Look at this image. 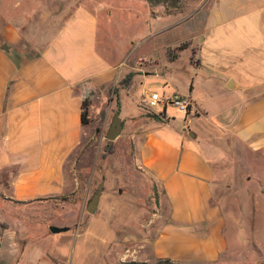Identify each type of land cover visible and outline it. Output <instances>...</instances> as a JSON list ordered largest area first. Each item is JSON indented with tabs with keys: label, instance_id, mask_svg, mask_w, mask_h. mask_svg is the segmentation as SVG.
I'll return each instance as SVG.
<instances>
[{
	"label": "crops",
	"instance_id": "1",
	"mask_svg": "<svg viewBox=\"0 0 264 264\" xmlns=\"http://www.w3.org/2000/svg\"><path fill=\"white\" fill-rule=\"evenodd\" d=\"M56 1L0 0V192L36 211L43 210L39 200L77 189L76 181L67 182L76 177L74 168L67 166L69 158L91 130L92 116L101 115L108 93L131 70L129 40L116 47L97 10L82 4L67 17L59 5H49ZM201 30V37L195 33L200 62L194 65L211 67L226 78V89L241 93L235 121L218 130L252 151L264 152V0H216ZM162 72L145 70V78L136 74L128 95L142 106L135 93L150 74ZM86 83L94 90L88 123L82 108ZM195 103L200 111L195 120L209 114L203 104ZM167 107L162 120L147 117L144 112H156L145 106L127 115L130 121L121 111L123 121L135 124L138 162L161 185L169 204V218L155 237L152 259L221 264L223 258L232 259L227 255L232 252L229 232L236 235L235 243L240 234L230 228L223 205L214 200L220 148L211 135L204 145L209 156L186 143L194 118L185 119L183 130L176 128L169 137L161 133L163 124L171 127ZM110 109L103 117L104 128L115 113ZM52 225L59 226L49 228ZM66 231L54 233L52 239L71 240ZM234 261L238 264L237 258Z\"/></svg>",
	"mask_w": 264,
	"mask_h": 264
},
{
	"label": "rangeland",
	"instance_id": "2",
	"mask_svg": "<svg viewBox=\"0 0 264 264\" xmlns=\"http://www.w3.org/2000/svg\"><path fill=\"white\" fill-rule=\"evenodd\" d=\"M57 1L49 5H59L67 17L82 4L97 10L116 47L129 40L131 55L127 62L135 75L141 73L145 78V70L162 69V73L150 74L135 93L142 106L144 87L161 95H172L178 90L208 110V118L203 115L195 120L198 116L187 118L185 113L168 106L171 127L163 124L159 131L169 137L176 128L183 130L185 119L194 118L185 134L186 143L207 155L204 145L213 136L221 156L215 165L214 200L223 205L230 228L236 227L240 234L239 243H235L236 235L229 232L232 252L227 255H232V259L223 258L219 263L235 264L237 258L238 264H264V152L252 151L218 130L235 121L241 93L226 89V78L211 67L194 65L200 62L195 33L201 37L205 16L216 0H171L158 4L151 0ZM171 50L177 56L173 60ZM121 90L119 94L113 90L108 93L105 108L99 110L101 115L92 116L91 130L69 158L67 166L74 168L76 177L67 182H77L75 191L39 200L36 203L43 210L38 211L0 192V264H173L152 259L155 237L169 218V204L161 185L138 162L133 139L135 124L125 122L130 121L127 115L142 106L128 95L127 89ZM122 99L124 128L111 141L113 152L103 156L108 142L103 117L106 108H111V112L120 108ZM95 105L101 108L98 101ZM151 109L161 113L165 108L157 105ZM144 114L152 118L149 112ZM3 174L0 172V181ZM103 178L100 204L91 214L86 207ZM50 224L67 227L71 240L58 243L52 239L55 234Z\"/></svg>",
	"mask_w": 264,
	"mask_h": 264
},
{
	"label": "trees",
	"instance_id": "3",
	"mask_svg": "<svg viewBox=\"0 0 264 264\" xmlns=\"http://www.w3.org/2000/svg\"><path fill=\"white\" fill-rule=\"evenodd\" d=\"M169 1H171V0H151V2L154 4L167 3ZM173 1H177V0H173ZM181 49H183V48H181ZM176 57H177L176 54L171 50L170 51V58L173 60ZM134 76H135V73L133 71L128 72L112 88L113 92L119 94L121 88L129 89L133 83ZM93 95H94V90L89 86L88 83H86L82 88V108H83V121H84V123L89 122L88 110H89V106L92 104ZM165 113H166L165 111L158 113V114L150 112L149 116H151L153 119H156V120H162L166 116ZM104 149H105V152L103 153V156H106L108 153L113 152L114 143L111 141H108L107 144L105 145ZM159 263H161V262H159Z\"/></svg>",
	"mask_w": 264,
	"mask_h": 264
},
{
	"label": "built area",
	"instance_id": "4",
	"mask_svg": "<svg viewBox=\"0 0 264 264\" xmlns=\"http://www.w3.org/2000/svg\"><path fill=\"white\" fill-rule=\"evenodd\" d=\"M143 99V104L148 109L157 105H161L163 107L173 106L179 111L185 113L187 118L200 115L199 108L190 96L179 93L161 95L158 92H150L145 88L143 89ZM188 121L190 122L191 120L189 119Z\"/></svg>",
	"mask_w": 264,
	"mask_h": 264
},
{
	"label": "water",
	"instance_id": "5",
	"mask_svg": "<svg viewBox=\"0 0 264 264\" xmlns=\"http://www.w3.org/2000/svg\"><path fill=\"white\" fill-rule=\"evenodd\" d=\"M3 47L7 50L9 49L7 44H4ZM229 86H232V81L230 82ZM121 111L122 109L118 108L112 116L108 130L105 135L108 141H115L121 135L123 131L124 121L121 116ZM190 134L191 136L196 137V134L193 131H190ZM104 184H105V178H103L101 182L98 184L95 192L93 193L92 197L90 198L87 204V207H86L87 211L91 214H94L98 210L101 196L104 191ZM50 230L53 233H58V232L68 230V228L64 226L52 225L50 226Z\"/></svg>",
	"mask_w": 264,
	"mask_h": 264
}]
</instances>
